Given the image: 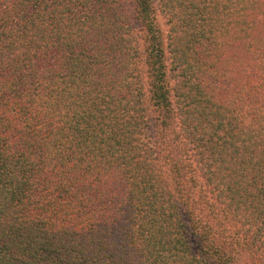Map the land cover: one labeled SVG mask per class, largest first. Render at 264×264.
Wrapping results in <instances>:
<instances>
[{
    "label": "trees",
    "instance_id": "1",
    "mask_svg": "<svg viewBox=\"0 0 264 264\" xmlns=\"http://www.w3.org/2000/svg\"><path fill=\"white\" fill-rule=\"evenodd\" d=\"M0 264H264V0H0Z\"/></svg>",
    "mask_w": 264,
    "mask_h": 264
}]
</instances>
